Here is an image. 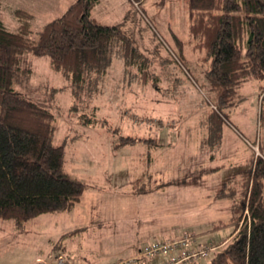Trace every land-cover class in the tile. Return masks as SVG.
Here are the masks:
<instances>
[{"label":"rangeland","instance_id":"374dc122","mask_svg":"<svg viewBox=\"0 0 264 264\" xmlns=\"http://www.w3.org/2000/svg\"><path fill=\"white\" fill-rule=\"evenodd\" d=\"M57 1L1 0L0 17L9 29H16L20 24L16 10H29L34 14L30 36L36 38L46 23L66 11V6L60 8ZM92 15L102 23L119 24L132 38L138 51L143 53L140 60L147 62L146 81L137 65H124L119 55L120 44L116 41L112 45L111 65L100 81L99 91H80L77 110L71 109L75 102L71 81L51 67L48 55L28 54L33 75L28 80L17 79L14 86L56 112L54 142L65 144L69 170L87 183L94 177L109 182L105 175V160H108L113 188H104L107 191L101 194L87 191L83 196L84 205L62 222L56 217L59 215L39 217L38 221H28L25 229L14 231V220L0 218V264H56L60 255L65 264L67 261L115 264L129 255L134 245L144 247L154 239L177 240L187 234L195 237L196 241L189 243L195 248L210 244L215 245L214 249L220 248L223 245L220 242L233 230L229 225L209 230L221 216L222 219L227 216L223 206L217 207L223 181L248 169L255 156L262 154L260 139L264 147V79H251L241 85L242 101L224 109L228 118L223 124L221 157L218 161L204 159L199 165L197 158L200 157L196 156L198 151L194 147L207 131L205 115L217 106L209 99L214 96V90L206 74L212 67V57L205 49L195 46L186 0H100ZM54 87L59 90L55 91ZM86 102L94 105L97 116L108 120L109 125L92 124L101 125L94 129L79 123L78 114L92 111L84 105ZM162 126L169 128L162 131ZM99 129L110 138L96 136ZM83 133L88 137L81 139ZM121 135L153 137L161 142L169 139L174 149L170 154L161 152V161L155 153L157 161L150 168L146 162L133 164L132 151L142 146L117 145ZM113 139H117V147L111 143ZM145 146L157 147L152 143ZM162 158L176 160L171 166L176 169L177 179L184 176L188 182L200 179L201 188L176 186L165 193L164 187L157 190L163 179L159 173L151 180L149 175L144 177L145 189L141 191L148 193H136L141 188L135 184L131 187L136 173L145 168L153 172L156 167L163 173L167 160ZM197 166L200 168L192 172ZM209 167H219V170L201 173ZM202 190L213 194L207 197L206 203L201 199L194 201ZM88 223L89 228L62 237L67 231ZM37 257H42V262H37ZM168 258V255L153 257L151 264H162ZM190 259L186 264L209 262L202 254Z\"/></svg>","mask_w":264,"mask_h":264},{"label":"trees","instance_id":"16d2710c","mask_svg":"<svg viewBox=\"0 0 264 264\" xmlns=\"http://www.w3.org/2000/svg\"><path fill=\"white\" fill-rule=\"evenodd\" d=\"M99 2L75 0L62 15L46 23L36 38L30 36L34 14L29 10H16L20 20L16 29H9L0 17V218L14 220L19 230L40 214L72 210L88 188L84 180L66 169L65 144L54 142L56 112L14 86L17 79L28 80L33 75L27 55H48L51 67L71 81L73 110L79 108L76 100L80 91H99L116 41L124 65H137L145 81L149 76L147 62L140 60L143 53L120 25L102 23L92 15ZM186 2L195 46L212 57V67L206 74L214 90L209 99L217 107L205 115L207 131L201 145L215 158L228 118L224 109L242 101L239 89L244 82L264 79V0ZM84 105L92 111L78 114L79 123L108 124V120L97 116L94 105ZM135 142L161 144L157 138L129 135H121L116 143L123 146ZM259 148L262 154L255 156L248 169L231 176L220 192V196L232 199V213L229 220L219 221L212 229L229 225L233 230L220 242V248L210 252L209 262L204 264H264L261 139ZM135 185L145 189L143 178ZM79 231H69L62 237Z\"/></svg>","mask_w":264,"mask_h":264},{"label":"crops","instance_id":"0c3cea01","mask_svg":"<svg viewBox=\"0 0 264 264\" xmlns=\"http://www.w3.org/2000/svg\"><path fill=\"white\" fill-rule=\"evenodd\" d=\"M75 0H58L57 1V5H60V8H65V6H66V9L68 8V6L72 3V2H74ZM65 9V10H66ZM204 119V118H203ZM203 122V120H201V123ZM101 125H96V126H93V125H86V127H88V128H94V129H97V127L99 128ZM103 127V126H102ZM229 127H231V126H229ZM169 128V126H162L161 128H160V130H162V131H167V129ZM173 128V127H172ZM230 129H232V128H230ZM99 133H94L96 136H98L99 138H106V135H107V138H110L109 136H108V134L104 131V130H101V129H99ZM203 133V132H202ZM204 135H205V133H204ZM204 135H201L200 136V138L198 139V141H197V145H196V147H194V148H196L197 149V155L196 156H198L199 155V157H200V159H198L197 158V161H198V163H199V165L204 161V159L205 160H209V161H215V160H217L218 161V158H220L221 157V151H222V144H221V151H220V153L215 157V158H211L210 157V153L208 152V150H206V149H204L203 147H202V145H201V141H202V138L204 137ZM83 137H81V139H85V137H88L87 136V134L86 133H83V135H82ZM75 138V137H74ZM76 140L77 141H79L77 138H76ZM116 140L117 139H113L112 141H111V143L114 145V146H116L115 145V142H116ZM161 144L160 145H158L157 147H153L152 149L150 148V146H145V145H147V143L146 142H136L135 144H126V145H124V146H122V147H126V146H130V145H132L133 147H135L136 145H138V144H140L142 147L141 148H138V150H136V151H132V152H134L133 153V155H132V159H131V161H132V163L134 164V163H137V164H139V163H142L143 165H144V163L146 162V166H148L149 168L151 167V165H153V162H155V161H157L156 159H155V155L157 154V156H158V159L161 161V152H169V154H170V151L171 150H173L174 149V144H173V141L172 140H169L168 139V141L167 142H161V141H159ZM222 143H223V139H222ZM117 147V146H116ZM156 153V154H155ZM71 154V153H70ZM72 155H73V159H75L74 158V153H72ZM99 156V155H98ZM146 156H148V159L146 160ZM69 159H71L72 160V156L69 158ZM153 159V160H152ZM162 159H164L163 161H166V163L164 164V168L162 169V171H163V173H161V169L159 168V167H156V169L152 172L151 171V169L150 170H146V168L145 169H142L141 171H139L138 173H136L137 175H136V177H135V179H134V181L132 182V184H131V187L132 186H134V184L136 183V181L137 180H140L141 178H143V181L145 180L144 179V177H146V175H149V180H151L152 178H155L156 177V174H161V176L160 177H163V179H162V182L160 183V185H159V187L157 188V190L158 189H161V188H166V190H165V193H167L168 191H169V188L170 187H184V188H189V187H198V189H200L201 188V186H202V181L200 180V179H198V180H196V182L194 181V182H188L185 178V176L184 177H182L181 179H177V176H176V169H173L172 168V163H175V159L174 160H171V159H167V158H162ZM152 160V161H151ZM106 161V168H105V175L107 176V179H108V181L110 182H107V181H100V179L98 178V177H94L93 179H91V182L90 183H87V181L86 180H84V179H82V180H84L87 184H88V188L86 189V191L84 192V194L88 191V192H91V193H98V194H101V192L102 191H107L106 189L108 188H113V185H112V176H110L111 174H110V170H109V164L110 163H108V160H105ZM68 162H69V160H68V158H67V152H66V169L68 170V172H70L71 174H73V175H75V176H77L71 169V171L69 170V168H68ZM177 163H178V160H177ZM150 164V165H149ZM198 165V166H199ZM196 167L195 168V170H192V172H195L197 169H199L200 167ZM201 170V169H200ZM199 170V171H200ZM217 170H219V167H209L207 170H202L201 171V173H203V174H209V173H211V172H216ZM239 172V171H238ZM235 175V174H234ZM234 175H232V176H234ZM77 177H79V176H77ZM231 177V176H230ZM229 177V178H230ZM80 178V177H79ZM228 178V179H229ZM227 179V180H228ZM226 180V181H227ZM204 181V180H203ZM226 181H223V186H222V189L225 187V182ZM104 188H106L105 190H103ZM222 189L220 190V191H222ZM219 191V192H220ZM148 193L147 191H139V192H136V193H138V194H144V193ZM204 192V193H203ZM149 193H151V192H149ZM199 194H200V196L199 197H197L196 199H194V201H197L198 199L200 200H204V203H206V202H208L207 201V197H209L210 195H213V194H211V193H205V191L204 190H202V192H199ZM208 194V195H207ZM218 193H216V195H217ZM206 195V196H205ZM84 196V195H83ZM215 196V195H214ZM219 196H220V193H219ZM222 196H220V201H225V203H224V205L222 204H219L220 203V201H217L218 203H217V207H219V206H223V212H225L226 214H227V216L224 218V219H222V216H221V219H218L217 221H215L214 222V224L212 225V227L211 228H209V230L211 229L212 230V228H214V226H215V224L216 223H218L219 221H222V220H226L227 219V217L229 216H231V213H232V209H231V204H232V199H230V198H221ZM171 198V195L170 196H168L167 197V199H170ZM164 200H166V198H163ZM218 199V198H217ZM226 200H227V203L228 204H226ZM193 201V202H194ZM206 201V202H205ZM222 203V202H221ZM84 204H83V198H82V200L71 210V211H61V212H52V213H44V214H40V215H38V216H36V217H34V218H32L34 221H38V219H39V217H46V218H49V217H53V215H59V216H56L57 218H59V219H61V222L62 221H65V219H66V217H68L67 215H71V213H74V211H76V209H79V207H82ZM204 206H206V205H204ZM225 207V208H224ZM32 219H30V220H32ZM41 219L42 218H40V221H41ZM29 220V221H30ZM89 223L87 224V225H84V226H81V227H78V228H76V229H80V231H82L83 229H86V228H89ZM27 227V226H26ZM13 229H14V231H17L18 230V228H17V226H16V223L14 222V224H13ZM75 229V230H76ZM25 231V230H24ZM67 232H69V231H67ZM225 239H227V238H225ZM224 239V240H225ZM155 240V239H154ZM153 240V241H154ZM148 244V243H147ZM142 248V245H138V247H136V245H134V247H133V249H132V251H131V253H129V255H124V257H121L120 259H122V258H126V257H129V256H132V255H135L136 253H138V251L140 250ZM119 259V260H120ZM42 257H37V262H42ZM118 260V261H119ZM117 261V262H118ZM116 262V263H117ZM42 263H44V262H42ZM41 263V264H42ZM115 263V264H116ZM66 264H78V263H76V262H73V261H67L66 262Z\"/></svg>","mask_w":264,"mask_h":264},{"label":"built area","instance_id":"2783aa9c","mask_svg":"<svg viewBox=\"0 0 264 264\" xmlns=\"http://www.w3.org/2000/svg\"><path fill=\"white\" fill-rule=\"evenodd\" d=\"M190 237L191 235L187 234L177 240L170 238L155 239L142 247L135 255L122 258L116 264H151V258L164 255H168L169 258L162 264H186L188 259L192 256L195 257L197 254L210 258V252L215 248V245L210 244L201 248H195L193 245H189V243L194 240L196 241V239L195 237ZM56 264H65V259L62 255L59 256Z\"/></svg>","mask_w":264,"mask_h":264}]
</instances>
